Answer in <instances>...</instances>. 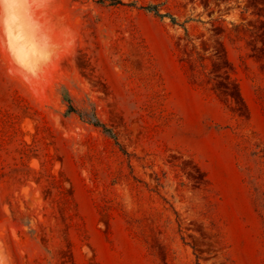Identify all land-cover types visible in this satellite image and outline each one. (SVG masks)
<instances>
[{"label": "rangeland", "instance_id": "obj_1", "mask_svg": "<svg viewBox=\"0 0 264 264\" xmlns=\"http://www.w3.org/2000/svg\"><path fill=\"white\" fill-rule=\"evenodd\" d=\"M3 1L0 264H264V0Z\"/></svg>", "mask_w": 264, "mask_h": 264}, {"label": "bare ground", "instance_id": "obj_2", "mask_svg": "<svg viewBox=\"0 0 264 264\" xmlns=\"http://www.w3.org/2000/svg\"><path fill=\"white\" fill-rule=\"evenodd\" d=\"M3 1V0H0V2ZM3 2H7V1H3ZM8 4V3H7ZM3 7V6H2ZM2 9V8H1Z\"/></svg>", "mask_w": 264, "mask_h": 264}, {"label": "trees", "instance_id": "obj_3", "mask_svg": "<svg viewBox=\"0 0 264 264\" xmlns=\"http://www.w3.org/2000/svg\"><path fill=\"white\" fill-rule=\"evenodd\" d=\"M97 122H99V121H97Z\"/></svg>", "mask_w": 264, "mask_h": 264}]
</instances>
